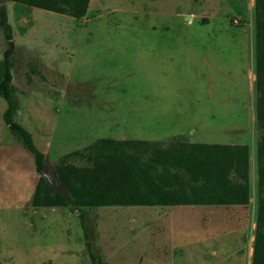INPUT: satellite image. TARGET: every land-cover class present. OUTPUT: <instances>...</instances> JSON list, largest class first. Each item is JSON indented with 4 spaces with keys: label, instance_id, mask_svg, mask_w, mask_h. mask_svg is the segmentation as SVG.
I'll use <instances>...</instances> for the list:
<instances>
[{
    "label": "rangeland",
    "instance_id": "374dc122",
    "mask_svg": "<svg viewBox=\"0 0 264 264\" xmlns=\"http://www.w3.org/2000/svg\"><path fill=\"white\" fill-rule=\"evenodd\" d=\"M1 8L13 33L14 121L31 134L47 169H36L4 123L0 96V264H251L254 0H90L80 19L13 0H0ZM7 45L0 28V61ZM102 137L164 148L175 141L246 144L249 203L183 210L175 221L190 227L170 234L146 227V206L83 207L82 225L72 207L31 204L40 176L65 190L56 166ZM178 233L187 235V242L174 240L186 251L183 261L147 260L149 241L167 250ZM203 238L215 255L191 260Z\"/></svg>",
    "mask_w": 264,
    "mask_h": 264
},
{
    "label": "trees",
    "instance_id": "16d2710c",
    "mask_svg": "<svg viewBox=\"0 0 264 264\" xmlns=\"http://www.w3.org/2000/svg\"><path fill=\"white\" fill-rule=\"evenodd\" d=\"M29 7L82 18L90 0H13ZM0 28L7 47L0 61L3 121L34 158L38 171L43 153L28 130L14 121L17 103L11 90L12 27L5 8ZM254 92L258 140L255 150L256 211L251 264H264V0H254ZM102 137L64 156L56 166L61 191L40 176L32 195L34 207H72L81 224L83 207L130 205H247L250 198L249 147L242 143L172 142ZM79 157V165L68 158ZM89 257L96 262L90 241ZM97 264H103L99 261Z\"/></svg>",
    "mask_w": 264,
    "mask_h": 264
},
{
    "label": "crops",
    "instance_id": "0c3cea01",
    "mask_svg": "<svg viewBox=\"0 0 264 264\" xmlns=\"http://www.w3.org/2000/svg\"><path fill=\"white\" fill-rule=\"evenodd\" d=\"M137 207L139 206H146V210L152 214V217L149 218V221L146 222V227L151 230L152 233H161L165 231L167 228L169 230V234L172 231H178L179 229H187L190 227L188 224L180 225L179 222H176V213L183 212V210L188 211V213H192L193 208L195 206H202V205H130ZM101 207V206H100ZM186 208V209H184ZM186 226V227H184ZM207 232V231H206ZM205 232V233H206ZM177 238L184 239L186 241L187 235L186 234H176L173 236V238H170L172 244L169 246V249L166 246L159 247L157 245L156 240L149 241L148 247H149V258L147 260L151 261H164V259H173L176 257H179L177 260L183 261L184 258H182V254H185L186 251H182V245H176L174 240ZM201 244L197 245L196 243H193V249L188 253L189 257H191V260H207L206 258H209L211 256L215 255V252L211 250L208 243H206L205 239H201ZM187 242V241H186ZM164 243V242H163ZM159 243V244H163ZM188 250V249H187ZM167 252V253H166ZM178 253V254H177ZM141 261V260H140ZM171 261V260H170ZM173 261V260H172Z\"/></svg>",
    "mask_w": 264,
    "mask_h": 264
},
{
    "label": "water",
    "instance_id": "95a60500",
    "mask_svg": "<svg viewBox=\"0 0 264 264\" xmlns=\"http://www.w3.org/2000/svg\"><path fill=\"white\" fill-rule=\"evenodd\" d=\"M46 169H47V163H46V161L44 160V162H43V164H42L41 171H42V172H45ZM58 179H59V178H58ZM59 181H60V180H59ZM60 183H61V182H60Z\"/></svg>",
    "mask_w": 264,
    "mask_h": 264
}]
</instances>
